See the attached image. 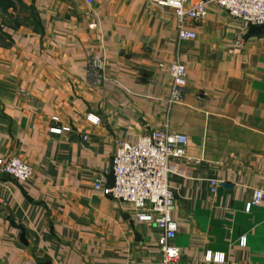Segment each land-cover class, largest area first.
Wrapping results in <instances>:
<instances>
[{
  "label": "crops",
  "instance_id": "0c3cea01",
  "mask_svg": "<svg viewBox=\"0 0 264 264\" xmlns=\"http://www.w3.org/2000/svg\"><path fill=\"white\" fill-rule=\"evenodd\" d=\"M185 27L195 39L156 0H0V158L34 168L25 181L0 174V264L159 260L156 225L94 182L107 184L120 139L160 128L186 134L192 158L170 163L178 264H264V205L246 211L264 191V25L210 5ZM94 54L108 80L89 71ZM177 63L185 91L170 103Z\"/></svg>",
  "mask_w": 264,
  "mask_h": 264
},
{
  "label": "built area",
  "instance_id": "2783aa9c",
  "mask_svg": "<svg viewBox=\"0 0 264 264\" xmlns=\"http://www.w3.org/2000/svg\"><path fill=\"white\" fill-rule=\"evenodd\" d=\"M94 1L85 0L89 5ZM156 4L174 12L178 19V35L182 40L195 39L197 36L194 30L185 27V20L206 18L210 5L225 9L232 18L246 25H264V0H202L190 7L186 6L185 0H156ZM96 26L97 23L91 24L92 28ZM243 44L242 40L236 41L237 46ZM108 66L109 59L105 55L94 54L89 59V71L102 80H108ZM168 71L173 77L170 103L181 102L185 91L186 67L182 63H177ZM90 120L93 123L100 121L99 117L94 116ZM52 130L60 133L70 128H52ZM187 143L186 134L163 128L139 137L136 142L120 139L112 157L114 185L107 186L102 178H97L94 182L96 191L115 200L130 203L133 207L134 219L156 225L160 257L153 264H178L181 255V248L175 243L179 225L172 214L175 192L169 184V175L172 160H192L187 154ZM2 173L25 181L33 177L34 168L17 156H9L0 158V174ZM211 186L212 191L215 192L219 182L211 179ZM258 205H264L262 189H255L251 201L246 204V211L249 212L253 206ZM240 244H246L245 236L242 237ZM206 260L226 263V256L224 253L213 254L209 251Z\"/></svg>",
  "mask_w": 264,
  "mask_h": 264
},
{
  "label": "water",
  "instance_id": "95a60500",
  "mask_svg": "<svg viewBox=\"0 0 264 264\" xmlns=\"http://www.w3.org/2000/svg\"><path fill=\"white\" fill-rule=\"evenodd\" d=\"M107 186L112 187L115 183V177H114V173H113V169L111 167V171L110 173L107 175ZM223 186L225 187H231L232 185L229 183H222Z\"/></svg>",
  "mask_w": 264,
  "mask_h": 264
}]
</instances>
